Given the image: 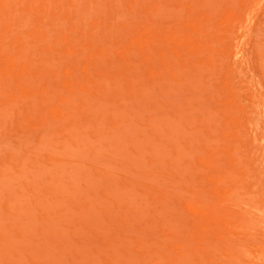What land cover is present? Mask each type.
Wrapping results in <instances>:
<instances>
[{"label":"rangeland","instance_id":"374dc122","mask_svg":"<svg viewBox=\"0 0 264 264\" xmlns=\"http://www.w3.org/2000/svg\"><path fill=\"white\" fill-rule=\"evenodd\" d=\"M0 264H264V0H0Z\"/></svg>","mask_w":264,"mask_h":264}]
</instances>
